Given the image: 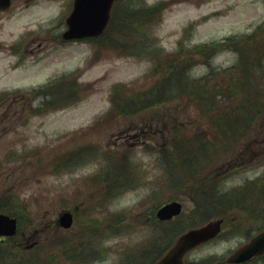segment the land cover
<instances>
[{
    "label": "rangeland",
    "instance_id": "374dc122",
    "mask_svg": "<svg viewBox=\"0 0 264 264\" xmlns=\"http://www.w3.org/2000/svg\"><path fill=\"white\" fill-rule=\"evenodd\" d=\"M162 1L164 6L156 19L141 21L140 26L148 30L146 37L153 39L154 44L147 48L144 45L147 50L137 54L119 52L117 47L98 44L96 40L59 43L58 36L65 29L68 0H12L0 12V196L14 194L16 200L25 203L27 221L31 223L28 229H36L40 233L38 239L54 233L72 238L55 245L54 256L52 252L46 253L42 264L80 263L69 259L64 249L72 248L75 240L87 235L86 224L115 221L118 215L122 216L121 225H126L127 230L109 232L104 239L105 255L85 264H122L131 250L137 257L130 256L129 264H145L149 256H141L133 248L147 242L145 224L148 216H155L157 206L178 200L183 206L182 216H186L193 206L191 190L201 186V180L216 178L213 174L219 178L224 176L219 188H229L264 171L263 163L255 165L264 155L257 160L248 158L250 153L253 156L264 153V110L252 120L249 132L229 151L217 148L218 152L212 153L210 148L211 156H203L202 160L200 156L196 159L189 156L190 169H185L183 178L171 175L169 160L166 165L161 149L169 147L176 136L199 139L202 131L205 133L209 128L210 119L205 117L196 97L185 94L174 99L166 97L135 113L118 111L115 116L110 115L115 92L118 101L124 95L150 93L148 89L153 82L162 78L161 64L169 61V55L176 49H189L197 43L245 33L264 20V0H134V4L143 7ZM145 34L141 31L142 36ZM236 57L232 50L221 49L208 58L209 67L201 57L193 58L189 75L198 78L212 68L213 72L229 69ZM68 72L69 81L78 85L77 99L70 101L73 99L70 96V102L65 105L48 107L38 114L28 112L39 100L45 99L33 96L32 88ZM215 81L224 84L226 80L218 74L209 84ZM117 84L124 90H116ZM161 89L168 94L169 82L164 81ZM210 90L207 85L200 91L204 99L212 100L204 97L211 94ZM28 96L33 98L31 102ZM143 97L145 103L150 100ZM222 98L217 96L221 108L217 115L234 113L232 108L238 101L220 102ZM128 104L134 106L136 101ZM26 116L28 119L24 121ZM148 121L153 125L161 122L164 128H158L160 131L151 137L139 129ZM176 130L181 132L172 139ZM204 139L202 136L195 140L197 144L191 149L194 151ZM121 156L128 158L127 176L121 174L120 178L121 190L100 194L93 177L105 170V166L110 174L119 172L116 157ZM238 162L241 166L236 167ZM187 163L184 164L187 166ZM177 167L179 164L174 162V169L179 173ZM169 175L174 181L169 180ZM95 200L98 205L94 208ZM74 206L75 220L70 230L57 231L48 226L62 209ZM245 214L233 211L232 219H236L223 222L215 238L190 251L189 263L208 257L222 260L246 241L245 234L258 226L254 220H260L261 216L243 217L247 223L239 224L237 218ZM255 228L249 233H255ZM95 249L98 252L99 246ZM256 263L260 264L259 259L250 264Z\"/></svg>",
    "mask_w": 264,
    "mask_h": 264
},
{
    "label": "trees",
    "instance_id": "16d2710c",
    "mask_svg": "<svg viewBox=\"0 0 264 264\" xmlns=\"http://www.w3.org/2000/svg\"><path fill=\"white\" fill-rule=\"evenodd\" d=\"M163 6L164 2H158L153 5L135 7L134 0H117L113 7L107 29L102 36L95 40L99 41L98 44L106 43L110 46L117 47L119 52L137 54L143 49V52H145L147 50L145 48L154 44V41L146 37L145 33L148 32L146 28H140L141 21L152 22L163 9ZM141 31L144 32V36L141 35ZM115 35H118V37L115 38ZM58 40L61 41L60 39ZM221 49L232 50L236 53L237 62L231 68H222L216 70V72H213L214 68H212V70L207 71L205 75L198 78H193L189 75L190 64L193 58L201 57V61H205L204 63L209 67L210 63L208 58ZM161 72L163 74L162 78L155 83L153 82V86L148 89L150 93L130 97H125L124 95V97H119L118 101L115 92L112 97L114 106L110 110V113H112L110 115L115 116L118 114V111L121 114L135 113L139 109L167 99L166 97L174 99L184 94L196 97L197 100L195 101L201 103L203 113L206 118L210 119L208 123L211 124L205 131L204 142L198 143L199 147L193 151L191 148L197 144L195 140L190 136H185V138L176 136L181 132L180 130H176L174 137L171 138L174 139L175 136L177 138L174 141H170L169 147L161 149L165 164L169 160L171 175L173 177L183 178L185 169H190L187 163L189 156H194L195 159L198 156L201 158L204 156L206 158L207 156H211L208 152L210 148L213 150L212 153L218 152L217 150L219 148L223 149V152L229 151L230 147L236 142L238 144L239 140L249 132L252 120L264 110V100L260 102L262 98L264 99V20L256 25L249 33L229 35L221 40L191 46L189 49L180 47L179 50L177 49V51L169 55V61L161 64ZM218 74H222V78L224 81L226 80L225 83L222 84L215 81L210 85V79L217 78ZM164 81L166 83L167 81L169 82L168 94L161 91ZM207 85L211 88L210 92L212 97L210 93L204 94V97L212 98V100L204 99L200 94V91L205 89ZM77 89L78 85L70 82L68 75H62L61 77L50 80L42 87L32 90L33 96L42 95L45 99L38 106L30 107V113L38 114L44 112L48 107H58L77 99L75 94ZM119 89L124 90L120 88V85H117L116 90ZM218 95L223 97L220 102L238 101L232 108L234 113L230 112L228 114L227 112H222L221 117L220 112L217 115V110L221 109L219 104H217ZM70 96H73V99L69 101ZM143 96L150 97V100L145 103ZM55 100L60 102H56ZM133 101H136V104L134 106H128V102ZM220 126H224L225 129L221 130ZM208 134H210V137ZM217 143L219 144L218 146ZM259 154L261 153L253 156L250 153L248 158L250 160L252 158L257 160L262 157L261 155L258 156ZM116 158L118 165H120L119 172L110 174L107 169L100 170L93 177V182L97 184L99 193H102V195H104V189L109 194L120 191L123 186L120 179L121 174L122 176H127L128 169L126 163L128 160L125 157ZM177 159H180V162ZM174 162L179 164V167H177L179 173L174 169ZM256 162L255 165L264 164L263 160ZM184 163H187V166ZM238 166H241V162H238L236 167ZM230 167L226 170H229ZM199 173L200 171H197V174ZM213 176L216 178L209 180L208 178L203 179L201 180V186L191 190V196L194 198V200H191L193 206L186 216H182V213L180 216L168 221H159L154 215L148 216V221L145 224L148 229L147 242L141 247L136 246L133 248L141 256H149V261L145 264H153L168 249L174 238L183 230L219 217H223L224 223L227 221L233 222L236 219H232L233 211L246 213L242 218H237L239 224L247 223L243 217L256 219L255 217L263 212L264 171L254 179L247 180L238 186H231L229 188L222 187L221 189L219 186L223 183L224 176L220 178L216 174H213ZM123 179L125 182V177ZM169 180H173L170 175ZM16 197L14 194L12 196L4 194L0 196V211L8 212L18 219V232L13 238H10L13 243L12 252H14V257L9 264L45 263L46 253L50 254L52 252L54 256L53 250L49 249L48 251L45 248L46 245L52 248V246L61 242H67L72 238H70V235L50 234L45 238L47 239L46 241L45 239L42 241L45 242V246L28 250V252L21 250L17 242L18 238H21L22 234L26 231L29 217L25 212V203L16 200ZM113 220L115 221H111L106 225L105 229L102 225L97 227V225L89 224L88 234L86 236L82 235V239L80 240L76 238L77 235L74 236L77 240H75L73 247H68L67 250L64 249V252H68L69 259H77L80 262L78 264H85L86 261L101 259L105 255V249L100 246V239H104L109 232H114L120 228L124 231L127 230L126 225H121V221L123 220L122 216L118 215ZM254 221L257 222L256 220ZM260 222L264 226V218ZM97 229H100L102 232L92 234ZM248 234L246 236H249ZM96 245L99 246V251L95 253ZM132 253V250L127 253L122 264H129L130 256L137 257L135 254L132 255ZM213 261L214 258H205L197 263H189L188 260H185V264H210Z\"/></svg>",
    "mask_w": 264,
    "mask_h": 264
},
{
    "label": "water",
    "instance_id": "95a60500",
    "mask_svg": "<svg viewBox=\"0 0 264 264\" xmlns=\"http://www.w3.org/2000/svg\"><path fill=\"white\" fill-rule=\"evenodd\" d=\"M114 0H74L73 8L66 18L67 27L62 33L66 40L84 37L99 36L105 29ZM10 0H0V8H5ZM182 205L174 200L161 205L156 216L161 219H170L181 212ZM221 219L211 220L203 225L188 229L181 233L171 247L154 264H183V256L198 244L213 238L220 230ZM59 223L69 227L72 223L71 212H64L59 216ZM16 231V219L0 213V235H12ZM264 253V229L244 243L223 263L230 264L243 262L253 256Z\"/></svg>",
    "mask_w": 264,
    "mask_h": 264
},
{
    "label": "flooded vegetation",
    "instance_id": "af4514ba",
    "mask_svg": "<svg viewBox=\"0 0 264 264\" xmlns=\"http://www.w3.org/2000/svg\"><path fill=\"white\" fill-rule=\"evenodd\" d=\"M29 1V0H28ZM146 128H147V125H144V126H141L139 129L140 130H146ZM150 128V130L152 131L151 133H156V130H152V128H151V126L149 127ZM117 137H120V136H117ZM49 227H51V229L52 228H54L55 230H56V228L58 227V224H57V222H56V220L54 221V222H52V223H49V225H48ZM48 234V233H47ZM42 239H45V236L42 238L41 237V241H42ZM3 242H7L6 244H5V248H6V250H5V254L3 255V256H1L2 258H5V259H9L10 257V255H11V249H12V245H13V243H12V241L11 240H9V237H6V236H0V243H3ZM21 243H23V245H24V247L25 248H29L30 246H33V245H35L36 244V242H33V244H29V237H23V239L21 240ZM259 259V261H262L263 260V262H264V258L263 257H259L258 258ZM261 259V260H260ZM251 262H243V263H239V264H250Z\"/></svg>",
    "mask_w": 264,
    "mask_h": 264
}]
</instances>
